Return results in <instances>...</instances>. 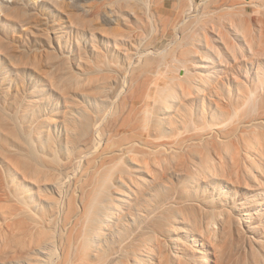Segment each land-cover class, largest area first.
Segmentation results:
<instances>
[{
  "label": "rangeland",
  "instance_id": "obj_1",
  "mask_svg": "<svg viewBox=\"0 0 264 264\" xmlns=\"http://www.w3.org/2000/svg\"><path fill=\"white\" fill-rule=\"evenodd\" d=\"M74 3L0 0V264L61 263L62 243L39 253L13 223L74 233L68 125L85 115L105 128L133 95L146 119L122 134L140 152L109 176L114 215L81 264H264V109L229 114L243 91L264 93V0ZM145 52L150 69L134 65ZM151 81L173 85L162 103Z\"/></svg>",
  "mask_w": 264,
  "mask_h": 264
},
{
  "label": "bare ground",
  "instance_id": "obj_2",
  "mask_svg": "<svg viewBox=\"0 0 264 264\" xmlns=\"http://www.w3.org/2000/svg\"><path fill=\"white\" fill-rule=\"evenodd\" d=\"M74 1V4L77 8L81 7V2L85 0ZM141 61L143 62L141 67L144 65V68L149 69L152 68L154 65L158 64V60H155L149 52H145L140 56V58L138 57L134 65H137ZM94 65V68L97 71H101L102 67L105 66V63H103V59H101L97 61ZM147 86L152 87L146 94L147 98L158 103H162L164 94L170 92L173 89L172 84H168V82L164 81H151ZM262 95L264 96V93ZM263 96H261L260 98L259 96L253 98L252 96H250L249 92L243 91L242 95L240 96V101L238 105L241 108L240 110H244L241 112H238L237 110L233 111V113L230 112V116L236 117L238 113H243V115H249L255 112L256 109L258 112V108L264 109ZM99 98H102V104H105L109 107L111 106L114 110H116L117 106L115 104V101H112L110 98L106 97L105 94H101ZM131 99L132 102L130 106H127V108H121L118 111V116L117 114H115L114 111H111L109 113L108 124L105 128L102 127L101 124L91 123L88 118L89 116H87V120L85 115L82 117L80 114V117H77L76 119H74L73 123H70L68 125V152L71 156L69 165L64 172V177L68 180V184H70L75 183L73 180L77 177L76 175L80 176V195L78 199L79 205L74 213L71 223L74 233H72L69 238L62 237V241H60L61 238L58 241V237L60 234L58 235L57 231L54 230L53 233H51L46 229L33 230L25 228L24 230L22 229L24 227L22 226L21 221H19L18 223H13V226L16 227V229L18 228L19 231V233H17L16 229H14L13 227L16 234L18 235L17 239L19 240L17 241L16 239L17 242L21 241L20 236L25 237L27 238V240L29 239V244L32 243L35 247H37L36 250H38L39 253H41V251L43 250L50 252L51 249L56 246V243L60 242L62 243V245L60 244V246L64 250V254L63 256L61 255L63 259H61L62 261L61 263L59 262V264L82 263V255H84L85 253L83 251H85V249L90 246L91 236L98 229H100L101 224H108V222H110L111 218H113L114 215V212L111 211V207L109 205L115 203V201L117 200L114 198H110L109 196V176L114 173V169L117 167V163L120 162L124 153L140 152V150L137 151L135 147L137 145H135L132 136L128 137L129 135L122 134L127 131L132 133L133 130L136 129V122L140 119H146L145 112L144 110H142L140 105L141 97L133 95ZM134 102L136 103V106L134 105ZM225 112L226 111H222L221 114H224ZM224 115L227 116V113H225ZM113 138H116V140L118 139L116 145L114 142H112L114 140ZM110 139H112V141ZM109 141L114 143V146H112V149L109 148L108 150L106 146L109 144ZM148 143L150 144V146L148 147L152 148V150L149 153H145L144 151H142L141 153H145L147 155H151V157H155L152 158V160L155 161L156 157H158V155H161L162 150L158 149V146L160 145L155 143L154 140H150ZM101 146L104 147V150H102L103 152L99 154V156H96L95 153L97 149ZM144 165L147 164L144 163ZM123 177L122 180H124ZM61 185L62 183L59 182L58 187L60 188ZM60 210L63 211V207H60ZM57 222L58 220L55 219V226H57ZM56 233L58 236L56 235ZM22 244H20V246ZM46 259L49 258L46 257ZM46 263H48V260H41L35 264Z\"/></svg>",
  "mask_w": 264,
  "mask_h": 264
}]
</instances>
